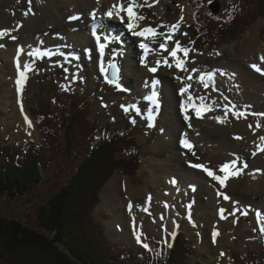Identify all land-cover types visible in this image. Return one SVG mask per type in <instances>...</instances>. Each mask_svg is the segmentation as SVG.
<instances>
[{"label": "rangeland", "instance_id": "1", "mask_svg": "<svg viewBox=\"0 0 264 264\" xmlns=\"http://www.w3.org/2000/svg\"><path fill=\"white\" fill-rule=\"evenodd\" d=\"M39 1L0 0V30H7L12 36H16L15 33L18 32L21 37L26 36L27 38V27L32 28L41 24L40 22L36 23L34 20V17H37V13H34L35 6L39 4ZM191 1L158 0L157 2V0H148V4L152 5L149 7L145 4V0H135L136 4L143 5L136 8L135 11L142 16L146 15L147 25H152L151 28L156 29L158 33L172 36V39L167 41L169 51L175 47L177 41L183 48L189 49L187 57L182 52L178 53L185 60L184 66L187 65L188 67L185 71L175 67V61L169 56L168 52L162 50L164 53H159L161 52L159 45L165 42L164 35H158L154 40L149 37L150 47L154 49L150 53L154 56L145 62L147 63L146 67H142V58L139 57L140 45L142 43L147 44L146 41L141 40L143 37L130 32L127 24L116 23L114 19H109L114 27L117 24L123 27V33L129 35L124 43L128 47L130 42L131 48H133L132 55H128L123 49H120V51L117 48H120L119 45H122V42L121 39L116 38L110 44V48H113V53L110 52V56L113 59L108 55V58L103 62L107 69L108 61L115 63L119 68L120 79L128 84L126 86L124 82H121L127 88V93L125 91L122 95L114 84L108 83L105 77L104 79L101 78L103 73L96 66L98 60L93 58V55L92 57L86 55L85 49H88L87 43L89 42L82 39L81 46L78 47L79 39L70 35L71 30L65 32L63 37L58 32V35L57 33L53 34L52 31L50 33H39V37L36 38L37 43L32 44L28 49L26 46L25 57L29 58V65L33 70L26 71L25 74L27 76L28 72V76L22 92L16 84V80H19V77H17L19 71L11 66L9 47L0 49V52H3L0 54V146L12 153L16 146H26L29 140H34L36 144H42L45 139L43 140V131L40 130L39 119H44L43 121L50 132L58 133L63 126L62 119L70 114V111L68 113L65 109L58 116V112L54 109L59 103L57 98H61L58 95L77 103H80L82 99V102L89 107L87 119L95 127L103 129L104 132L101 135L107 140L114 136V132L106 131V128L110 125L123 135H129V137L132 135L136 138L135 144L139 147L140 153L138 156L142 159L143 170L137 176H127L120 173L115 165L112 172H109L107 177L104 174L101 177V182L94 187L99 192L100 201L93 210V217L101 224V230L111 246L119 250L140 253L148 250L152 254L164 250L168 258L173 250H176L175 248L178 249L183 244V241H181L183 239H180L183 237L192 248L191 251L193 252L190 251V256L193 258L190 261L192 264L250 263L254 261L252 260L254 256H260L261 259H264V232L260 231L262 219L260 221L257 216L255 218V215L260 213V211H257L256 205L236 206V208L241 207L236 210L238 211L236 212L237 216L233 212L236 208H229L228 216H226L227 211H225L226 219H222L219 214V210L223 208L222 203H231L233 200L219 201L224 198L221 197L218 190L214 189L213 186L216 183L209 185L212 192L211 197L204 194L198 196L197 187L194 186L195 191H193L192 182L182 179L181 172H187L185 169L188 166L179 161L173 164L180 174V178L175 176L176 183L174 185L171 184L172 179L168 180L162 173V175H159L161 181L157 182L161 185L165 184L164 192L162 194L153 193L147 199L143 196L152 193L153 176L163 171L157 165L161 167L165 163L168 164L166 160L171 153L167 155L157 153L158 144L163 141L174 140L173 142L179 148L177 150L175 147L173 148L176 155H180L184 151L186 152L184 157L185 155L192 157L197 162L201 160L183 149L180 144L182 140H187L190 144L195 143L197 147L195 149H199L202 156L210 158V160L217 155L216 151L221 150L223 144L226 143L228 149H226L224 155H228L227 159H224L225 161H214L213 165L221 167L229 159L235 160L239 157L237 166L241 169L243 175L241 177L245 182L248 181L249 174H256L260 176L259 179L264 175V152L258 150V146L264 145V141L261 140V137H264V116L256 115L264 113V91L253 92L256 93V95H253L252 90L249 89L245 97L250 96L253 98L251 101L245 99L241 101V105H238L237 108H235L236 104L232 108L229 107V110L235 108L233 111L243 112V115L239 118L233 115V111H230L231 114L228 111L226 112L224 105H220L225 104L223 101L219 102L217 106L207 101L208 106L214 105L212 111L222 112L221 119L224 120V123H219L216 115L208 119H204L207 115L202 117L203 119L197 118L193 109L187 111L190 119L186 120L182 104L179 103L177 106L179 101L177 93L182 81L191 85L188 96L191 93L194 97L203 96L207 98L211 92L210 90L207 93V88L204 86L205 90H202L203 88L200 85H203V83L200 82V76L197 77L199 82L193 80L194 71L198 72L202 69L200 72L203 75H207L203 72L206 69L215 71L217 78L223 82V87H225L229 83V80L226 81L225 79H231L235 75L234 72L225 69L228 66L232 69L233 67L238 68V72L242 68V72L246 71L248 74L251 63L264 67V63L260 60V57L264 56V0H211V3H209V0H193L194 3ZM59 8L62 9V7ZM194 9L199 11V25L196 22L198 29L193 31L189 27L193 19ZM210 9L212 15H209ZM65 15H67L66 12ZM177 23L179 28L172 33L171 26ZM145 24H141V28H145ZM107 26L109 28L111 25ZM59 27L60 30L66 29L63 25ZM227 29H229V32H226ZM76 30H78L76 33L87 34V37L91 36V40H93L91 29L87 27V24H81L80 30L79 27ZM76 30H72V32ZM98 32L102 33L103 31L98 28ZM196 34L203 36V43L201 41L197 42ZM21 37H19V40ZM213 37H216V41L213 40ZM5 38L9 39L8 36H5ZM32 38H34V34H32ZM119 38H122V36H119ZM205 39L209 45L205 46ZM55 40H60V42L54 46ZM0 44L6 46L4 43ZM8 44L11 46V43ZM113 44H115V47H113ZM76 48L78 50L82 49V51L76 53ZM36 49L52 52L53 55L51 57L45 56L42 59L28 55L29 51ZM117 54L123 61L116 59L118 58ZM75 57H79V59ZM165 59L168 60V63L171 61L170 64L173 65L171 68L164 65L163 61ZM158 60L163 63V67L161 66L163 72L156 80L159 83L154 82L151 84L148 78V76H151L148 74L150 73L148 67L156 65L154 61L157 62ZM242 60L247 62L244 64ZM25 62L27 65V59ZM122 62H124V65ZM126 65L132 66L129 70H125ZM108 74L111 76V72H108ZM155 76L156 74L152 77ZM189 76L192 79H188ZM260 77L264 79V76L256 72L255 75H250L248 79L251 78L253 81ZM214 86L216 88L215 78L210 82L209 88ZM230 86V88H233L232 92L241 88H234L233 84ZM153 87L158 88L164 110L158 109V111L153 112V104L148 99L152 96V92L149 90L152 91ZM184 87L185 83L182 89ZM173 92L176 103L172 101ZM186 93L184 92L183 95ZM17 97H20L24 102L25 115L29 116L27 120L20 118V115L14 110L15 102H18ZM162 98H165V100H162ZM231 99L234 100L232 96H230V99L225 100L227 103H231ZM245 102H248V104L245 105ZM21 103H19L21 108L19 107L20 111H18L20 114L23 113ZM173 104H175L174 107ZM219 105L221 108H218ZM132 106L139 107L140 114H137ZM183 106L185 105L183 104ZM125 107L130 110L125 112ZM149 111L152 112L149 113ZM156 112H158V116H156ZM149 114L154 117L153 122L148 119ZM133 120L135 123H132ZM28 121H31V127ZM150 124H154V126H149ZM258 124L259 127H257ZM188 130L192 131L191 138L185 135ZM80 135L74 142V149L70 148L68 153L70 155L64 158L63 141L59 144L56 143L58 161L48 172V175L44 177V182L39 187L28 195L14 200L0 198L1 216L20 220L24 225L38 229L39 209L48 206V202L55 197L61 188L69 185L71 178L79 172L81 162L89 156L91 143H93V146L97 145L95 141L90 142ZM236 137H242V139H236ZM126 147V145H123L121 149L125 150ZM118 152L123 154L121 150H118ZM253 152L256 153L255 156H253ZM22 157L19 156L18 160ZM244 163H247V168H243ZM217 173L221 176L223 174L219 170ZM115 177H120L121 180L119 181L121 182L126 180L131 188L129 192L124 190L116 196V202L119 205V210H116L117 216L106 208L103 198V192ZM210 180L214 182V180ZM263 185L264 182L262 181L261 184L258 183L257 186L253 187L256 198L255 195L252 198H255L256 204L260 205L264 214ZM234 205H238V203L235 202ZM206 207H209L211 212ZM112 208L114 209V207ZM244 212L248 214L244 215ZM190 213H193L194 216L192 220L189 218ZM263 214L261 213L262 216ZM173 226L179 227V231H175ZM217 227H219V235L216 240L217 236H213V234L217 233ZM137 237L140 238L139 242ZM144 244H147L148 248L143 247ZM188 251L185 255L188 256L189 261ZM28 253L22 252L20 254L21 256L29 255L28 257L36 255L35 252ZM19 258L21 257H12L13 260L10 262L8 259L4 261L0 255V263L20 264L22 261H18ZM23 259L25 260L26 257H23ZM14 261L18 262L14 263ZM25 262L27 263V261Z\"/></svg>", "mask_w": 264, "mask_h": 264}, {"label": "trees", "instance_id": "2", "mask_svg": "<svg viewBox=\"0 0 264 264\" xmlns=\"http://www.w3.org/2000/svg\"><path fill=\"white\" fill-rule=\"evenodd\" d=\"M198 21L197 15L195 22L199 25ZM195 22L193 25L197 30ZM196 36L203 42L201 34ZM206 45H209L207 41ZM65 109L70 114L62 119L63 126L58 133L50 132L44 119L39 120L43 140H46L42 144L29 140L26 146H16L12 153L0 147V198L14 200L28 195L44 182V176L58 161L56 143L63 141V158L70 155L69 150L74 149V142L80 134L97 143L95 146L92 143L89 156L81 162L79 172L71 178L69 185L61 188L48 206L39 209L38 229L0 215V255L3 260L11 262L12 257L20 256V264H192V248L183 237L180 238L183 244L175 248L168 258L164 250L155 254L148 250L140 253L119 250L109 244L101 224L93 217V210L100 201L99 192L94 187L104 174L107 177L112 172L115 165L120 173L127 176L141 173L143 165L138 156L139 147L133 138L112 126H108L106 131L114 132V136L107 140L101 135L103 129L95 127L87 119L89 107L62 96L55 111L60 116ZM123 145L127 146L125 150L121 149ZM19 156L23 157L18 160ZM186 249L191 257L189 261ZM22 252H35L36 255L21 256ZM252 260L245 264H264L260 256H254Z\"/></svg>", "mask_w": 264, "mask_h": 264}, {"label": "bare ground", "instance_id": "3", "mask_svg": "<svg viewBox=\"0 0 264 264\" xmlns=\"http://www.w3.org/2000/svg\"><path fill=\"white\" fill-rule=\"evenodd\" d=\"M117 3H123V5L125 7H127L128 3H129V0H99V3H97V0H40L39 4L35 6L34 13H37V17H34V20H35L36 23L40 22L41 24L33 26L32 28H28L27 27V38H26V36H24V38H23V36L21 37L18 32L15 33V35L17 37L16 40H12L10 37H8L9 39L4 37L2 40H0V43H4L6 46L2 47L0 49H5V48L9 47L10 56H11V66L14 69L17 68V66H16V58L19 57V61H20V65H21L20 71H24L26 73V71L28 69L25 67L26 66V64H25L26 62L25 61L27 59V65H29V58L25 57V54H26V49L25 48L27 46V49H28L29 46H31L32 44L37 43L36 42V38L39 37V35H40L39 33H50L52 31L53 34H56L58 32L59 35L63 37L65 32L71 30V32L69 31L70 35H73L75 38L79 39L78 47L81 46L80 42H81L82 39H83V41H87V42H90L92 44L91 48H89L90 46L88 45V49H85L86 50L85 52H86V54H88L89 49H91V54L93 55V58H96L98 60V65H100L101 61L104 62L105 59L108 58V55L110 56L111 53H113V48H110V44H108V47L105 48L103 57H101L99 49L95 48V46L97 45L96 40H92L91 41V38L87 37V34H83L81 32L76 33L78 31V30H76V28L79 27V30H80L81 24H87V27H89L91 29V31H93V25L96 24V25H100L99 29L101 31H103L102 32V36L104 34H108V35H111L113 37L118 38L119 40L121 39L120 41L122 42V45H119L120 48H117V49H119V50L123 49V50H125V52H127L128 55H132V50H133V48H131L132 45H130V42H129L128 47H127V45L124 43V41L127 38H129V35L127 33H123V27L122 26L117 24L114 27L111 24V20L109 21V19H114V22L122 23L121 20L118 17H116V16H113V17L109 18V17H107L105 15V13L112 7V5L113 4H117ZM59 7H62V9H60ZM94 11L96 12L95 19H93L92 15H91V13L94 12ZM65 12L67 13V15H65ZM73 15L79 16L80 19H78V20H70V17H72ZM121 15L124 16L123 24L126 25L128 23L127 15H126V13H121ZM138 23L140 25V28L134 29V31H139L140 29H142L141 28V24H145L146 23L144 25V27L148 26L147 25L148 23H147L146 19H144L142 21H138ZM70 24H72V25H70ZM60 25H63L66 29H64V30L61 29L60 30V27H59ZM107 25H111V26L108 28ZM125 25H124V29L126 30ZM74 27H76V28L74 29ZM72 30H76V31L72 32ZM97 30L98 29H96V31ZM58 33H57V35H58ZM32 34H34V38H32ZM119 36H122V38H119ZM19 37H21L20 40H19ZM141 40H145L147 45L150 47V45L148 44L149 43V38L148 39L141 38ZM73 41H74V39H73ZM58 42H60V40H57V41L55 40V42L53 43L54 46L57 45ZM8 43H11V46ZM117 43H118V41H117ZM113 47H115V44H113ZM20 49H23L22 53L19 51ZM76 49H77L78 52L82 51V49H79V50H78V48H76ZM141 50H140L139 57L142 58V62H143L142 63V67H146L147 63H145V62H147V60L150 57H153L154 55H152L149 52V54L145 58L144 50L142 48H141ZM2 53L3 52H0V54H2ZM159 53H164V52L161 50V52H159ZM163 55L165 56V54H163ZM131 57H133V56H131ZM110 58L113 59L111 56H110ZM116 59H119V61H123L119 57V55H118V58H116ZM242 61L244 62V64L247 62L246 60L245 61L242 60ZM113 62H114V60H113ZM170 62L171 61H169V63ZM111 63L112 62L108 61V64H111ZM154 63L156 64V61H154ZM122 64L124 65V62H122ZM162 64L163 63L161 61V65H159L158 67H157V64L153 66V67H157V72L155 73L156 74L155 77H152V76H154L153 74L148 73V74L151 75V76H148L149 81L151 82V84L156 82V80L159 79V75H161L160 73L163 72L162 68H161ZM251 64H253V63H251ZM132 65H129V66L126 65L125 66V70H129ZM184 67H185V69L188 68L187 65L184 66ZM148 68H152V67L149 66ZM261 68L264 69L263 66ZM97 69L98 70L100 69L99 66L97 67ZM225 69L235 73V75L232 76L231 79H229V78L225 79L226 81L229 80L228 85L227 86L225 85V87H223V85H224L223 82L220 81L219 78H217V74H216L215 71H211V70L206 69L203 72H205L207 75H205V74L203 75L202 72H200V70H202V69H200L198 72L194 71V75H192L193 80H195V81L198 80L197 79L198 76H202V75L205 76V80L206 81H207V77L210 74H211L210 76L215 78L216 88L214 86V87H211V88L207 87V89H206L207 93H209L210 90H211V92L209 93L208 97L205 98L206 101H203V103L208 108H210L211 111H207V112H203L202 111V117H205L207 115L204 119H208L209 117H212L214 115H216V117H220V118L222 117V112H220V111L217 112L216 109H215L216 111H212L213 106L214 105L217 106L219 102L221 103V101H223L225 104H220V105H224L225 109L228 110V113L231 114L230 111L235 110V108H237L238 105H241V101H244L245 99H247L248 101L249 100L251 101L253 99L250 96L245 97V94H246L247 90L251 89L253 95H256V93L254 94L253 92L264 91V79H262L261 77L259 79H255L253 81L251 80V78L248 79V77H250V75L252 76V75H255V73H256V72L253 71L252 68L249 69V74L246 71L242 72V68L239 69L240 70L239 72L237 70L238 68H236V67H233L234 71H233V69L230 66H228ZM20 71H19V74H17V77H19V79L21 78L20 77ZM27 76H28V72H27ZM103 76H104V74H103ZM261 76H264V75H261ZM14 77H16V76H14ZM219 77H220V75H219ZM101 78H102V76H101ZM197 82H199V81H197ZM184 83H185V87L184 88H186V86L190 85L188 82H183L182 81L181 82V86H179V92H178L180 94H181L180 90H182V87H183ZM16 84H17V80H16ZM231 84H233L234 88L235 87H238L237 89H239L240 87L241 88L239 90H234L232 92L233 88H230ZM200 86L203 88L202 90H205L204 89V87H205L204 84L203 85L201 84ZM18 87H20V86L18 85ZM23 89H24V86H23ZM152 89L155 90L156 87H153ZM149 91L151 92V90H149ZM124 93H125V90H124ZM178 93H177V96H179V98H178L179 101L177 103V106H178L179 103H181L182 105L184 104L185 106H186V102L190 104V102L188 101V91H187V93L185 92L186 93L185 95H180ZM230 96H232V98H234V100L231 99V103H227L225 99H230ZM157 97L159 99H161L160 94H157ZM180 97H181V99H180ZM16 100L19 103L22 102L21 105H22V108H23V113L20 114V112H18V111H20V108H21L19 106L20 104L18 102L17 103L15 102L14 110L20 115V118L24 119L25 118V110H24V107H23L24 106L23 105L24 102L20 99V97H17ZM162 100H165V98L164 99L162 98ZM172 101L174 103H176L175 102V97H174V92H173ZM207 101H210V103L211 104L213 103L214 105L208 106L207 105ZM196 103L199 105L201 102H200L199 99H197ZM160 104H163V102L160 103ZM234 104H236L235 108H233L232 110H229V107L232 108V106ZM246 104H248V102H245V105ZM174 105L175 104H173V107H174ZM220 105L218 106V108L219 107L221 108ZM159 108L161 109V107H159ZM156 110H157V108H155V111ZM13 116H14V114H13ZM156 116H158V112H156ZM27 117H28V115H27ZM191 132H192L191 130H188V133L185 134V135H187V137L191 138L192 137ZM173 141L174 140H169V142L163 141V142H160L158 144L159 145L157 147L158 150L157 149L156 150H157V153L159 155H167L169 153H171V154H170V157L166 160L168 164L165 163V165H162L161 167H159L157 165V167L163 169V171H160L161 173L154 174L153 181H152V185H153L152 193H149V195H143V196L146 197V199H147L153 193L162 194L164 192L165 184L161 185V183L157 182V181H161V180H159L161 178V177H159V175L160 174L162 175V173H163L164 177H166L168 180L169 179L174 180L176 178L175 176L180 178L179 172L177 171L175 165H173L174 163H177L179 161V162H184L188 166V167H186L187 169H185L187 172H181L182 179L183 180L185 179L187 181L190 180L192 182L191 185H193V187L194 186L197 187V191L196 192H197L198 196L204 194L207 197H211L212 196V192H211V190L209 188V185L211 183L215 184L216 181L211 182L210 179H212V178L209 177L204 171H201L199 169L193 168L190 165L192 163H194V162L198 163V164H204L205 166H207L208 168L213 170L216 174H218L217 172H218L220 167H218L217 165H213V164H214V161H219V160L223 161L224 159L225 160L227 159L228 155H224V153H225V151H227L226 149H228V147H227L228 144L224 143L223 147L221 148V150L219 149L218 151H216L217 155H215L212 160H210V158L208 159L206 157H203L201 151L199 149H195V147H196L195 143L191 144L193 146L192 150L191 151L188 150L187 152H189L191 154H192V152H195L196 155L194 157L199 158L201 160L200 162H197L192 157H188L186 155L184 157V154H186V152H184V151L182 152V154L176 155L174 153L175 149H173V148L175 147L176 150L179 149V148H177V144L175 142H173ZM180 144H181V142H180ZM233 160L234 159H229L227 162L233 161ZM190 169H192V170H190ZM222 175H224V174H222ZM241 175H242V173L238 177L230 178L226 182V187H220V185L218 183H216L213 186L214 189L218 190V192L229 196L230 200H233V202H231V203H222L223 209L225 208V210L227 211L226 216H228V209L229 208L234 209V208H236V206L247 207V206H251L252 204L256 205V209H257V211H260V214L261 213L263 214L260 205L256 204L257 203L255 201L256 195L253 192V187L257 186L258 183L261 184L262 181L264 182V175H263L262 178L259 179L260 176H258L256 174H249L247 182H245V180L242 179ZM166 178H165V180L168 181ZM119 180H121L120 177H115V179L108 185L106 190L103 192V198H104V201H105V206L115 216H117L116 210H119V205L116 202V196L120 195L121 191L126 190V191L129 192V190H131V188H130V186L127 183L126 180L124 181L125 184H123L124 182H121ZM171 184H173V183H171ZM263 188H264V185H263ZM253 195H255L254 199L252 198ZM169 197H170V195H169ZM221 197H223V195H221ZM221 200L224 201L225 199L221 198L219 201H221ZM235 202H237L238 205H234ZM243 204H245V205H243ZM112 207H114V209ZM240 208H236L235 210H233V212L236 214V216H237L236 212H238L236 210H238ZM206 209L210 211L209 207H206ZM146 210H148V209H146ZM209 211H208V213H209ZM262 217H263L262 218V220H263L264 219V214H263ZM194 221H195V219H194ZM218 229H219V227H217V232H219ZM174 230L178 232L179 231V227H174ZM213 236H214V234H213ZM215 239L217 240L218 236Z\"/></svg>", "mask_w": 264, "mask_h": 264}, {"label": "snow or ice", "instance_id": "4", "mask_svg": "<svg viewBox=\"0 0 264 264\" xmlns=\"http://www.w3.org/2000/svg\"><path fill=\"white\" fill-rule=\"evenodd\" d=\"M157 2H158V0H157ZM97 3H99V0H97ZM209 3H211V0H209ZM145 4L147 6H149V7L152 6L151 4H148V0H145ZM142 6L143 5L136 4L135 0H129V3H128L127 7H125L123 5V3L113 4L112 7L105 13V15L107 17H109V18H111L113 16H116L123 23L124 22V16H122L121 13H126L127 19H128V23H127L128 30L130 32H133L134 35L143 37L144 39H148L149 37H151L154 40L156 36L164 35L165 36V42L161 43L159 45V48L161 50H163V51L168 52L169 56H171L174 59L176 68L180 69L181 71H185L186 70L185 67H184L185 60L181 59V57L178 55V53L182 52L183 55L185 57H187L189 55V49L183 48L180 45V43L177 41V42H175V47L171 51H169V49L167 47V41L171 40L172 36L171 35H165L163 33H158L156 29L151 28V27H146V28L140 29L139 31H134V29L140 28V25H139L138 21H141V20L145 19V17L138 15L137 12L135 11L136 8L142 7ZM29 11H30V9H29ZM91 15H92L93 19H95L96 12L95 11L92 12ZM209 15H212L211 9L209 10ZM78 19H80V17L76 16V15H73L72 17H70V20H78ZM181 19H183V18H181ZM99 27H100V25H96V24L93 25V35L95 36L97 45L99 47L100 55H101V57H103L105 48L107 47L108 43H111L112 41H114L116 39V37L110 36L108 34H104L103 36H101L96 31V29H98ZM178 28H179V24L178 23L173 25V26H171L172 33H174ZM185 35H187V34L185 33ZM5 36L10 37L12 40H16L17 39V37L16 36H12L9 31L0 30V39H3ZM0 47H4V45L0 44ZM140 47L144 50L145 58L147 57L149 52L154 51V49H151L147 44H144V43H142L140 45ZM19 51L22 53L23 49H20ZM28 55L29 56H33L35 58L42 59L45 56L51 57L53 55V53L52 52H44V51H41L39 49H36L34 51H30L28 53ZM75 58L79 59V57H75ZM260 60H261L262 63H264V56H261ZM160 63H161V61H159V60L156 62L157 67L160 65ZM163 63H164V65L166 67H169V68H171L173 66L172 64L168 63L167 59H165L163 61ZM16 66H17L18 71H20L21 65H20L19 57L16 58ZM25 67L29 71L33 70L30 65H26ZM157 67L149 68V71L155 73L157 71ZM250 67L255 72L259 73L260 75H264V69H262L259 65L251 64ZM108 69L111 70V76H109V74H108ZM108 69H106L104 67L103 62L101 61L100 71L104 74L105 80L108 83H110V84H114L117 89H120V90L123 91L124 89L121 88V85L118 82L119 81V68L117 67V65L115 63H111V64L108 65ZM65 71H67V69H65ZM20 77L21 78L17 81V84L20 86V90L22 92L24 83L27 80V76H26L24 71H20ZM177 79H179V77H177ZM188 79H192V77L189 76ZM199 79H200V82L203 83L204 86L207 88V87L210 86V82L213 80V77L209 75L207 77V82L205 80V76H203V75L200 76ZM156 83H159V81H156ZM190 87H191V85H188V86H186V88L182 89L181 90V95H183L184 92L188 91L190 89ZM148 99L153 104H155L158 107L157 94L155 92H153L152 96L148 97ZM197 99H199L200 102H201L199 105L196 103ZM204 99L205 98L203 96L193 97L191 95V93H189L188 101L190 102V104L186 102V111H187V108L190 107L191 109H193L195 111V114H196L197 118H202V111L203 112L211 111V109L208 108L203 103ZM132 107L135 108V111H136L137 114H140L139 107H136V106H132ZM129 110L130 109L127 108V107L124 108L125 112H128ZM227 111L228 110L226 109V112ZM233 115H235V116H237V118H239L240 116L243 115V113H239V112L233 111ZM256 115L264 116V113H259V114H256ZM25 119L27 120V117H25ZM148 119L149 120H154V117L151 114H149ZM185 119L187 120V119H190V118L187 115H185ZM216 119H217V121L219 123H224V120L221 119L220 117H216ZM28 123H29V126L31 127V121H28ZM132 123H135V121L133 120ZM149 126H154V124H150ZM249 127H251V125H249ZM257 127H259V124L257 125ZM236 139H242V137H236ZM261 140L264 141V137H261ZM181 144H182L183 147L187 148L189 151L192 150L193 146L187 140H182ZM258 150L260 152H264V145L258 146ZM192 155L195 156L196 153L192 152ZM255 155H256V153L253 152V156H255ZM238 160H239V157H237L233 161L225 162L219 168V172L224 174L222 176L216 174L213 170H211L210 168H208L204 164L192 163L190 166L193 167V168L199 169L201 171H204L209 177L212 178V180L218 182L220 187H226V182L230 178L238 177L241 174V169L237 166ZM247 167H248L247 163H244L243 164V168H247ZM171 183L175 184L176 181L172 180ZM193 191H195V187H193ZM220 195H223V198L225 200H229L230 199L229 196L224 195L223 193H220ZM225 211L226 210L223 209V208L219 210V214H220V217L222 219H226V217L224 215ZM243 214L247 215L248 213L244 212ZM257 219L258 220L262 219L261 214L257 213ZM260 231L264 232V225L261 226ZM218 235H219L218 232L214 233V236H218ZM137 240L139 242L140 238L137 237ZM143 247L148 248V245L144 244ZM222 255H223V253H222Z\"/></svg>", "mask_w": 264, "mask_h": 264}, {"label": "water", "instance_id": "5", "mask_svg": "<svg viewBox=\"0 0 264 264\" xmlns=\"http://www.w3.org/2000/svg\"><path fill=\"white\" fill-rule=\"evenodd\" d=\"M211 17V16H210ZM219 20V19H218Z\"/></svg>", "mask_w": 264, "mask_h": 264}]
</instances>
